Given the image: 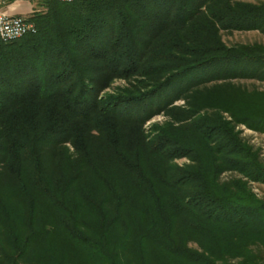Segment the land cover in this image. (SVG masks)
<instances>
[{
    "label": "trees",
    "instance_id": "trees-1",
    "mask_svg": "<svg viewBox=\"0 0 264 264\" xmlns=\"http://www.w3.org/2000/svg\"><path fill=\"white\" fill-rule=\"evenodd\" d=\"M29 1L36 32L0 39V264H264L238 128L264 132V88L235 82L264 43L222 35L264 34V0Z\"/></svg>",
    "mask_w": 264,
    "mask_h": 264
},
{
    "label": "rangeland",
    "instance_id": "rangeland-1",
    "mask_svg": "<svg viewBox=\"0 0 264 264\" xmlns=\"http://www.w3.org/2000/svg\"><path fill=\"white\" fill-rule=\"evenodd\" d=\"M20 4V5H19ZM17 8V10H22L23 17H26L27 19L29 18L30 14L32 13V4L30 3L29 0L25 1H19V2H14L12 4ZM11 5V6H12ZM10 6V7H11ZM6 9L10 14H12L14 11L9 10V8H4ZM35 24V23H34ZM223 39L224 41L231 45V44H237V43H253V42H262L264 43V34L260 33L257 30L253 31H222ZM132 82H135L132 80L129 82V80L122 79V78H117L114 80L112 86L110 88H107L105 91L106 92H115L118 90V88H124L127 86H130ZM236 83H240L241 85L246 86L247 88H253L254 86H258L261 89L264 88V82L262 81H257V80H251V79H242L236 81ZM185 103L184 100H178L176 101V105H183ZM178 116V115H177ZM175 116H171V114H168L166 111H162L156 115H154L152 118H150L145 124H144V129L147 133H151V131L154 129V126L156 124H163L166 121H171L174 120ZM238 128L243 130V134L246 135L252 144H254L256 147H261L263 153H264V132L260 133L258 131H255L251 128L246 127L245 125H240ZM67 145H69L67 143ZM264 158V157H263ZM179 164H183L185 162H189L188 159L182 158V159H177L175 160ZM235 174L231 172H226L223 174V179L226 180L227 178H231L232 176L234 177ZM252 187L257 194L264 198V184H259V183H252ZM192 246H195V244H192Z\"/></svg>",
    "mask_w": 264,
    "mask_h": 264
},
{
    "label": "built area",
    "instance_id": "built-area-1",
    "mask_svg": "<svg viewBox=\"0 0 264 264\" xmlns=\"http://www.w3.org/2000/svg\"><path fill=\"white\" fill-rule=\"evenodd\" d=\"M25 0H0V39L4 41L16 40L24 35L36 32V25L26 17L10 14L6 9L14 2ZM72 2L74 0H60Z\"/></svg>",
    "mask_w": 264,
    "mask_h": 264
},
{
    "label": "crops",
    "instance_id": "crops-1",
    "mask_svg": "<svg viewBox=\"0 0 264 264\" xmlns=\"http://www.w3.org/2000/svg\"><path fill=\"white\" fill-rule=\"evenodd\" d=\"M9 10H13L14 11L12 14H18V15H22L23 14L22 10H17V8L15 6H13V5L11 7H9Z\"/></svg>",
    "mask_w": 264,
    "mask_h": 264
}]
</instances>
